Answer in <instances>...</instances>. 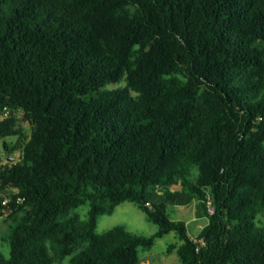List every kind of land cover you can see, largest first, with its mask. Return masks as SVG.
<instances>
[{"label":"trees","instance_id":"obj_1","mask_svg":"<svg viewBox=\"0 0 264 264\" xmlns=\"http://www.w3.org/2000/svg\"><path fill=\"white\" fill-rule=\"evenodd\" d=\"M262 210L264 0H0V264H264Z\"/></svg>","mask_w":264,"mask_h":264},{"label":"rangeland","instance_id":"obj_2","mask_svg":"<svg viewBox=\"0 0 264 264\" xmlns=\"http://www.w3.org/2000/svg\"><path fill=\"white\" fill-rule=\"evenodd\" d=\"M20 113H18V117ZM19 124L23 128L27 125L19 120ZM14 137H9L7 140H13ZM87 205H80L76 211L81 217L85 216ZM168 212L174 219H182L186 222L187 231L195 235L198 229L206 222L205 217H197L195 215L194 204L189 203L186 206H169ZM10 222L7 214L0 216V253L3 256L8 255V246L2 240L5 234L7 224ZM256 226H264V210L258 212L255 216ZM116 224H123L128 230L143 234H152L156 226L151 221H148L141 208L131 201H123L115 206L111 214H103L99 216L96 230L103 232ZM178 242L176 234L173 231L156 237L153 244L146 249H139L141 256V264H178L179 258L174 251L167 252V245L171 242ZM67 259H64L62 264H66Z\"/></svg>","mask_w":264,"mask_h":264},{"label":"built area","instance_id":"obj_3","mask_svg":"<svg viewBox=\"0 0 264 264\" xmlns=\"http://www.w3.org/2000/svg\"><path fill=\"white\" fill-rule=\"evenodd\" d=\"M1 202H2V203H5V202H6V199H3Z\"/></svg>","mask_w":264,"mask_h":264}]
</instances>
